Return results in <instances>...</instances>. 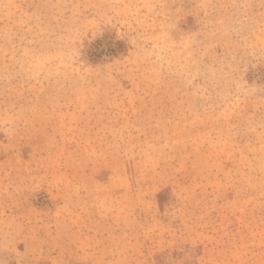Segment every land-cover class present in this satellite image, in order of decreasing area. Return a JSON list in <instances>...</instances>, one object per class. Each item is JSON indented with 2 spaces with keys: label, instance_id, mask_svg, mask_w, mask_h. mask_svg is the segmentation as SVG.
Listing matches in <instances>:
<instances>
[{
  "label": "rangeland",
  "instance_id": "rangeland-1",
  "mask_svg": "<svg viewBox=\"0 0 264 264\" xmlns=\"http://www.w3.org/2000/svg\"><path fill=\"white\" fill-rule=\"evenodd\" d=\"M0 264H264V0H0Z\"/></svg>",
  "mask_w": 264,
  "mask_h": 264
}]
</instances>
